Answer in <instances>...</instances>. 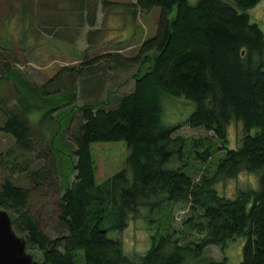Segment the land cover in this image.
Returning a JSON list of instances; mask_svg holds the SVG:
<instances>
[{
  "label": "trees",
  "instance_id": "obj_1",
  "mask_svg": "<svg viewBox=\"0 0 264 264\" xmlns=\"http://www.w3.org/2000/svg\"><path fill=\"white\" fill-rule=\"evenodd\" d=\"M261 1L234 0L232 5L198 0L192 5L189 0H136L131 4L134 14L159 10L156 31L138 51L134 90L114 101L110 92L105 101L79 105L76 83L52 87L54 76L36 86L11 64H3L0 83L12 81L16 98L13 104L0 100V137L13 140L0 154V168L7 176L25 175L37 191L61 193L63 231L51 240L30 214L28 191L9 179L2 185L0 207L12 212L13 227L27 240V248L40 251L36 264H191L192 256L201 259L208 247H223L236 237L246 239L241 264H264V33L238 11ZM77 4L59 0L53 5L70 18ZM88 8L92 13L94 7ZM75 21L81 23L79 18L64 25L42 22L54 39L59 26L69 31ZM104 61L99 71L106 72L99 76L110 65L125 73L136 66L114 54H106ZM98 63H88L92 74ZM60 71L68 78L76 74L71 68ZM164 98L192 102L188 120L165 124ZM75 120L73 151L64 136ZM234 121L242 124L240 143L228 149V127ZM184 126L212 132L217 141L175 136ZM116 141L127 143L129 166L98 185L92 145ZM187 147L203 162L217 151L227 152L212 175L196 181L185 164L167 167L176 158L182 160ZM242 172L257 176V188L240 190L234 198L219 194L217 183ZM176 203L189 206L183 225L200 235L198 242L181 244L166 229L144 255L129 256L120 240L109 237L112 231L122 232L141 207L163 211Z\"/></svg>",
  "mask_w": 264,
  "mask_h": 264
},
{
  "label": "rangeland",
  "instance_id": "obj_2",
  "mask_svg": "<svg viewBox=\"0 0 264 264\" xmlns=\"http://www.w3.org/2000/svg\"><path fill=\"white\" fill-rule=\"evenodd\" d=\"M59 0H0V75L3 64H11L22 78L36 86L45 85L55 76L51 86L77 84L78 104L87 102L105 101L112 92L113 101L119 97L131 93L134 90L135 80L132 76L138 66L135 61L138 51L144 41L154 35L159 17V10L150 13L132 12V3L136 0H76V6L70 18H66L54 6ZM196 5L198 0H189ZM234 5V0H224ZM105 2L108 4L105 5ZM94 7L91 13L90 8ZM29 8V9H28ZM133 8V7H132ZM32 9V10H31ZM246 13L252 23L257 24L264 33V0L257 6L247 10H238ZM36 14L32 20V13ZM47 15V16H46ZM54 15V16H53ZM92 15V17H91ZM38 17V18H37ZM73 18H79L81 23L75 21L74 26L68 28L59 26L56 37L48 35L42 21L70 22ZM93 19L94 24L90 21ZM66 25V24H65ZM35 28V31L33 30ZM106 54H114L135 62L129 73L115 71L113 65L108 67V73L104 76L99 71L101 65L106 63ZM95 59L100 62L96 66L98 72L92 74L88 63ZM62 68L74 69V78H68L61 72ZM100 73V74H98ZM51 87V88H52ZM16 91L13 82L5 80L0 83V100H8L13 104ZM112 101V102H113ZM114 105V102L112 103ZM111 105V106H112ZM162 120L167 125H178L188 120L194 110V104L185 99L164 98ZM40 114L34 113L38 119ZM77 126L76 120L64 136V142L75 151L73 131ZM242 124L233 122L228 127V149H236L240 143ZM175 136H183L189 140L209 138L217 141L213 133L202 128L192 129L189 126L182 127ZM13 146L11 137L3 134L0 137V154L5 153ZM208 149V145L201 151ZM204 150V151H205ZM226 150L217 151L216 154L203 162L197 160L189 147L185 148L183 159L176 158L167 165L168 168H180L185 164L190 174L198 181L203 174L212 175L216 170ZM130 150L125 141L96 142L92 145V156L95 164V180L98 185L103 184L117 173L128 168L127 159ZM0 168V191L6 179L16 186L28 191L30 195V214L38 222L39 228L51 240L61 236L63 227L60 224L61 193L57 189H49L45 192L37 191L25 175L19 177L7 176ZM258 179L255 174L242 172L236 178L221 181L215 188L219 194L229 198L236 197L238 191L248 188H257ZM7 210L5 208H1ZM8 211V210H7ZM12 213L11 211H8ZM190 216L189 206L184 203L166 205L163 211L152 210L150 207H141L139 215L131 216L127 227L121 231H112L109 237L118 239L123 243L124 251L129 256L144 255L153 245L154 239L165 236L166 229L175 238L180 237L181 244L198 242L200 235L187 229L183 223ZM174 231H176L174 233ZM20 236L24 237L22 234ZM246 239L236 237L227 242L223 247L211 246L205 250L201 259L193 258L191 264H204L206 260L224 261L225 264H241L243 259V247ZM193 247V245H191ZM29 253L40 258V251L28 249ZM80 255H83L81 252ZM79 264H84L80 260Z\"/></svg>",
  "mask_w": 264,
  "mask_h": 264
},
{
  "label": "water",
  "instance_id": "obj_3",
  "mask_svg": "<svg viewBox=\"0 0 264 264\" xmlns=\"http://www.w3.org/2000/svg\"><path fill=\"white\" fill-rule=\"evenodd\" d=\"M0 264H36L27 240L13 227L11 214L0 209Z\"/></svg>",
  "mask_w": 264,
  "mask_h": 264
}]
</instances>
